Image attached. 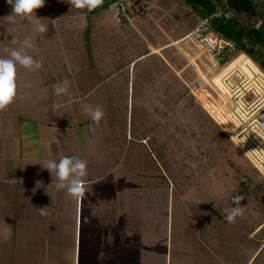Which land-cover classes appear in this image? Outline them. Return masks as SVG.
Instances as JSON below:
<instances>
[{
	"label": "crops",
	"instance_id": "0c3cea01",
	"mask_svg": "<svg viewBox=\"0 0 264 264\" xmlns=\"http://www.w3.org/2000/svg\"><path fill=\"white\" fill-rule=\"evenodd\" d=\"M11 13V5L0 0V56L31 36L33 47L26 52L42 61V67L30 71L18 66L17 95L0 110V249L4 256L11 257V264H67L70 255L74 264H134L145 245L158 256L161 236L164 241L156 223L160 217H145L140 228L123 201L127 199L122 193L123 175L128 170L108 180L119 171L123 143L133 140L127 131L123 140L110 119L120 110L119 91H127L129 99L134 89L135 64L171 43L132 60L120 54L116 59L114 29L120 33L118 38L122 31L103 12L90 15L87 8L72 7L71 0H45L35 10L48 26L43 34L33 33L27 18L10 22ZM261 19L264 27V16ZM261 52L259 61L264 62L263 48ZM59 85L66 91L58 95ZM87 104L102 107L105 114L99 122L84 112ZM137 139L143 145L147 138ZM65 155L87 161L83 180L88 195L83 200L58 191L52 184L54 177L41 166L45 157L58 160ZM37 181L42 182L40 188L35 187ZM114 181L118 183L114 188L120 190H113ZM40 208H45V214ZM262 230L264 220L249 232L244 253L237 240L239 247L234 243L237 251L231 254L218 243L222 255L216 256L217 264H235L242 254L247 256L244 264L260 256L259 264H264V235L259 242L254 239Z\"/></svg>",
	"mask_w": 264,
	"mask_h": 264
},
{
	"label": "rangeland",
	"instance_id": "374dc122",
	"mask_svg": "<svg viewBox=\"0 0 264 264\" xmlns=\"http://www.w3.org/2000/svg\"><path fill=\"white\" fill-rule=\"evenodd\" d=\"M102 1L111 4L116 0ZM100 12L122 31L118 38L120 33L114 29L116 59L120 54L132 60L171 43L135 64L134 89L129 99L127 91H119L120 110L110 119L123 140L126 131L133 140L123 143L119 171L108 180L128 170L122 193L127 195L123 201L130 215L137 217L140 228L145 217H160L156 223L164 235L158 256L145 245L134 264H217L216 256L222 255L218 243L231 254L236 240L244 253L249 232L264 220V179L202 107L201 95L209 103L216 100L199 75L211 80L209 63L187 40L172 43L194 27L196 8L185 0H129L131 22L125 24L117 21L108 6ZM243 49L259 55L250 45ZM141 136L147 138L143 145L137 142ZM111 184L113 190L122 188H114L116 181ZM235 195L244 197L240 201L243 212L228 222L225 209L237 206L232 199ZM263 235L264 230L254 239L259 242ZM5 254L0 249V264H11ZM261 257L250 264H259ZM246 260L242 254L235 264ZM67 264H74L71 255Z\"/></svg>",
	"mask_w": 264,
	"mask_h": 264
},
{
	"label": "built area",
	"instance_id": "2783aa9c",
	"mask_svg": "<svg viewBox=\"0 0 264 264\" xmlns=\"http://www.w3.org/2000/svg\"><path fill=\"white\" fill-rule=\"evenodd\" d=\"M232 1L220 0L207 16L197 14L196 23L185 38L209 63L207 76L212 74L213 87L207 86L216 100L209 103L201 95L202 107L217 112L221 124L210 117L264 179V66L241 43L214 27L216 22H233ZM245 1L256 7L257 13L245 16L243 22L249 29H259L263 25L264 0ZM108 8L119 23L131 22L129 0H116ZM238 57H242L241 65H233ZM225 119L231 131L223 129L222 124L227 125Z\"/></svg>",
	"mask_w": 264,
	"mask_h": 264
},
{
	"label": "clouds",
	"instance_id": "9594fccd",
	"mask_svg": "<svg viewBox=\"0 0 264 264\" xmlns=\"http://www.w3.org/2000/svg\"><path fill=\"white\" fill-rule=\"evenodd\" d=\"M101 2L102 0H71V5L77 9H93ZM6 3L12 7V13L7 17L10 22H15L18 17L27 18L33 25V33L43 34L47 31L48 26L42 22L44 19H39L35 15V10L41 8L45 0H6ZM32 47V37L29 36L18 48L7 49V56H0V110L9 106L17 95L18 66L30 71L42 67V61L34 59L26 52V49ZM65 91L63 85L56 87L58 95ZM84 112L94 122H99L105 114L100 105L91 104L84 106ZM41 166L49 171L52 178L54 177L52 184L58 191L64 190L71 197L83 200L86 191L83 178L87 175V161L70 155L61 156L58 160L45 157ZM41 184V181H37L35 187L40 188ZM232 199L237 206L225 209L227 213L225 218L228 222H234L242 215L244 208L240 206V201L244 199L242 195H235ZM45 208L38 209L42 215L45 214Z\"/></svg>",
	"mask_w": 264,
	"mask_h": 264
},
{
	"label": "trees",
	"instance_id": "16d2710c",
	"mask_svg": "<svg viewBox=\"0 0 264 264\" xmlns=\"http://www.w3.org/2000/svg\"><path fill=\"white\" fill-rule=\"evenodd\" d=\"M189 5L196 8L197 14L201 16H207L209 13H211L216 6L219 4L220 0L213 4L211 0H185ZM109 5L108 2L102 1L100 4H98L93 9H88V13L90 15H95L99 13L100 11L107 8ZM201 7L202 9H198V7ZM231 8L235 11V18L232 23L230 24H223L221 22L214 23V27L216 30L221 32L223 35H225L228 38L233 39L234 41L241 43L242 47L247 48L248 45L251 47L259 46V48H256L259 52V55L255 58L258 60L262 58L263 52H261V49H264V27L261 26L259 29H247L243 19L247 15H255L257 13L256 7H254L251 3L245 1V0H233L230 3ZM262 16H264V13H261ZM248 44V45H247ZM248 51L252 54L251 49Z\"/></svg>",
	"mask_w": 264,
	"mask_h": 264
},
{
	"label": "bare ground",
	"instance_id": "6f19581e",
	"mask_svg": "<svg viewBox=\"0 0 264 264\" xmlns=\"http://www.w3.org/2000/svg\"><path fill=\"white\" fill-rule=\"evenodd\" d=\"M183 41H186V38H183V39H181V40H179V41H176V42L173 43V44H177V43H180V42H183ZM157 52H158V51L155 50V51H153L152 53H157ZM241 61H242V57H238V58H236V59L234 60V64H233V65H236V63H238V65H241ZM229 64H230V63H229ZM231 64H232V63H231ZM199 75H200V77L202 78V80L206 82L207 85L213 87V84H212L210 81L208 82L207 78L204 77L203 74L199 73ZM201 91H202V90H201ZM203 109H204V110H205V111H206V112H207V113H208L213 119H215V121H216L217 123H220V124H221V121H220V119L218 118L219 115H216L217 112H213V110L211 111V110L208 109L205 105H203ZM228 121H229V120H228ZM225 122L227 123V125H226L225 123L222 124L223 129L231 131L232 128H231V126L229 125V123L226 121V119H225ZM229 122H230V121H229Z\"/></svg>",
	"mask_w": 264,
	"mask_h": 264
}]
</instances>
